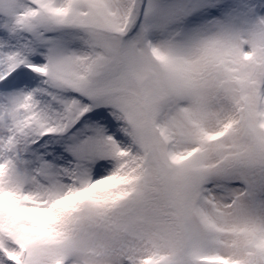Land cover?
<instances>
[{"label":"snow or ice","instance_id":"obj_1","mask_svg":"<svg viewBox=\"0 0 264 264\" xmlns=\"http://www.w3.org/2000/svg\"><path fill=\"white\" fill-rule=\"evenodd\" d=\"M0 264H264V0H0Z\"/></svg>","mask_w":264,"mask_h":264}]
</instances>
